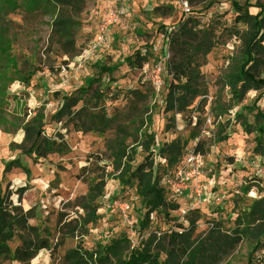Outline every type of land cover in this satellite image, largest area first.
<instances>
[{"label":"rangeland","instance_id":"rangeland-1","mask_svg":"<svg viewBox=\"0 0 264 264\" xmlns=\"http://www.w3.org/2000/svg\"><path fill=\"white\" fill-rule=\"evenodd\" d=\"M9 1L0 0L5 50L16 69L34 74L28 84L13 80L17 77L13 66L0 54V116L5 118L0 123V197L4 196L6 210L26 215L50 245L61 243L54 254L43 248L25 264H65L66 251L75 246L91 249L122 233L135 235L146 209L134 188L123 189L114 179L107 180L98 199V221L89 223L86 230L73 232V228L88 200L90 180L79 175L87 155L96 151L108 155L107 140L146 126L156 132L158 144H185L178 164L198 141L210 144L208 153L201 154L205 165L200 195L191 191L182 195L178 209L170 212L172 218L152 213L144 220L141 237L151 241L154 255L149 264H264V146L256 144V131H246L241 124L256 123L253 104L262 90L251 89L238 98L224 82L244 29L240 23L234 25L237 36L231 28L237 14L234 3H250V13L264 15V0H220L209 8L191 5L188 15H181V8L166 0L143 2L147 10L133 8L129 19L115 27L108 42L96 50L91 49L99 23L93 14L95 0H74V4L41 0L35 5L36 0ZM179 25L205 36V53L198 57L202 89L173 119L163 112V100L151 77L158 61L165 60L167 65L171 58L168 33ZM136 48L150 55L141 69L130 68L126 62ZM104 67L114 70V82L104 88L97 108L89 100V116L76 117L74 124L67 119L49 121L59 103L55 91L71 94L92 79L104 83ZM165 78L170 80L168 72ZM259 107L264 115V95ZM38 110L47 120L45 135L64 142L66 149L57 145L46 159L35 161L22 152L28 146L22 126ZM103 112L107 123L96 119ZM96 124L99 130L92 128ZM80 125L82 130H77ZM134 147L135 164L145 152L139 144ZM153 150L161 175H173L178 164L167 167L157 145ZM11 161L17 162L5 168ZM103 163L110 161L104 159L99 165ZM106 168L113 170L111 165ZM116 195L122 197L115 199L129 201L126 214L107 207ZM244 223L246 231H235ZM18 243L15 239L8 245L14 250Z\"/></svg>","mask_w":264,"mask_h":264},{"label":"trees","instance_id":"trees-1","mask_svg":"<svg viewBox=\"0 0 264 264\" xmlns=\"http://www.w3.org/2000/svg\"><path fill=\"white\" fill-rule=\"evenodd\" d=\"M39 1L41 0H36L34 5ZM55 1L67 4L73 2L74 4V0ZM219 1L188 0V3L190 6L203 5L204 8H209ZM9 2L12 3L13 0ZM249 4L246 2L244 5L234 3L237 14L231 28H234L237 36L239 31L234 25L240 23L244 29L238 37V52L230 60V71L225 75L224 82L231 93L238 98H242L251 89L262 90L253 104L256 123L242 121L241 124L244 125L246 131H256L257 135L254 137L256 144L264 146V115L259 107V102L264 95V15L250 13L247 8L250 6ZM160 8L158 7L157 10ZM168 37L172 43L173 54L167 61V72L170 75V80L166 84L163 112L170 113V118L174 119L175 115L183 112L192 98L202 89L200 86L202 79L201 64L198 57L201 53H205V51L203 52L205 36L203 34L196 35L190 29H186L184 25H179L168 33ZM3 40V36L0 35V54L9 60V64L13 66V62L10 61L9 54L5 50L6 45ZM149 56L147 52L142 53L140 48H136L127 57L126 62L130 68L141 69L148 62ZM13 69L17 75L13 80H18L24 84H28L34 74L33 71L24 74L15 66ZM113 72L112 68L104 67L102 73H105L107 77L104 83L100 79L88 80L85 86L79 87L71 94L63 95L60 91H55L54 97L59 100V103L56 110L51 113L49 121L67 119L74 124L76 117L80 115L89 116V100H94L93 108L98 107L97 103L103 98L104 88L109 87V84L114 82ZM89 93V97L86 98V94ZM96 119L99 123H107L108 120L105 117V112ZM3 121L5 118L0 116V123ZM46 123L44 113L38 110L22 126L24 143L28 144L22 152L35 161L46 159L55 151L57 145L66 149L64 142L45 135L44 126ZM2 126L6 129V125ZM92 128L99 130V125H93ZM77 130H82V125L77 127ZM227 137H222L220 140H225ZM128 138L131 139L129 144L126 143ZM156 138L155 131L148 129L147 126L143 129L139 127L132 133H123L122 136L117 133L114 138L107 140L105 152H108V155L98 151L87 155L86 164L80 168L79 175L86 176L90 180L88 200L82 205L84 214L76 223L73 232L78 229L86 230L89 223L93 224L98 221L100 217L97 214L100 207L98 199L103 196L104 187L109 179L118 180L123 189L134 188L142 207L146 211L138 223L139 229L133 237L130 238L122 233L111 237L106 243L95 245L91 249H84L82 245L75 246L66 251L65 264H149L152 261L154 257L152 243L147 237H141V230L145 227L144 220H148L152 213H162L164 217L170 218V212L178 209L177 202L181 198L169 194L165 189L163 180L170 175H161L160 170L156 168L153 147L157 145L158 154L164 158L166 166L173 167L178 164L185 146V144L176 141L158 144ZM138 144L145 155L141 161L134 164L137 154L134 146ZM209 149L210 144L204 141H198L194 147L195 152L203 155L208 153ZM104 159L109 160L110 163L99 165ZM15 162L17 161H11L5 165V168H10ZM109 165L113 167L112 171H107L106 166ZM118 197L122 196H114V198ZM4 201V196L0 197V264H25L43 248L51 250L54 254L61 243L57 242L50 245L48 238L40 237L37 234V226L28 223L26 215H13L6 210L3 207ZM15 239H18L19 243L16 244L14 250H11L8 243Z\"/></svg>","mask_w":264,"mask_h":264},{"label":"built area","instance_id":"built-area-1","mask_svg":"<svg viewBox=\"0 0 264 264\" xmlns=\"http://www.w3.org/2000/svg\"><path fill=\"white\" fill-rule=\"evenodd\" d=\"M130 0H95L93 14L99 19L97 31L91 40V49L96 50L105 45L110 39L113 29L118 27L123 17L128 13L130 6H126ZM170 4L178 5L181 8V15H188L191 12V6L188 0H166ZM121 3L118 6V3ZM175 7V6H174ZM145 67V66H144ZM167 65L165 60L158 61L152 74V83L164 101L167 80L165 74ZM205 165L203 156L194 150L188 152L182 161L176 166L174 174L167 176L163 185L171 195L181 197L186 192H193L196 196L202 191L201 171ZM111 212L119 208L122 213L126 214L130 209V203L127 200L115 199L110 200L107 206Z\"/></svg>","mask_w":264,"mask_h":264},{"label":"crops","instance_id":"crops-1","mask_svg":"<svg viewBox=\"0 0 264 264\" xmlns=\"http://www.w3.org/2000/svg\"><path fill=\"white\" fill-rule=\"evenodd\" d=\"M152 1H153V0H130V1H128L127 4H126V6L128 7V6H129L128 4H130V9L128 10V13L123 17V20H122V22L119 24V26L121 27V25H123V23L126 21V19H129L130 14H131L132 11H133V8L137 9L136 7L139 6V7H141L140 12H141V11H145V10H147V8H144V7H143V2H144L145 4H150V3H152ZM120 4H121V3L119 2V3H118V6H119ZM141 4H142V5H141ZM137 14H138V13H137ZM119 26L117 27V29L120 28Z\"/></svg>","mask_w":264,"mask_h":264},{"label":"bare ground","instance_id":"bare-ground-1","mask_svg":"<svg viewBox=\"0 0 264 264\" xmlns=\"http://www.w3.org/2000/svg\"><path fill=\"white\" fill-rule=\"evenodd\" d=\"M248 229V225L246 223L244 224H238L235 228V231L239 232L241 230H247Z\"/></svg>","mask_w":264,"mask_h":264}]
</instances>
